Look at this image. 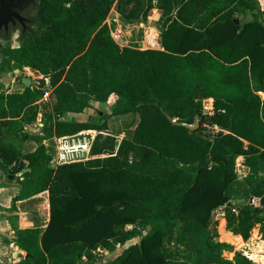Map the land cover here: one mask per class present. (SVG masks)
Instances as JSON below:
<instances>
[{"label": "trees", "instance_id": "trees-1", "mask_svg": "<svg viewBox=\"0 0 264 264\" xmlns=\"http://www.w3.org/2000/svg\"><path fill=\"white\" fill-rule=\"evenodd\" d=\"M252 1L38 0L37 30L2 57L4 65L34 70L42 88L49 79L52 90V113L45 114L51 124L30 135L26 127L36 122L43 97L36 80L8 94L0 84V168L19 169L24 193L50 195L47 229L18 232L17 264H94L96 254L119 251L111 264H185L164 247L176 232L183 247L197 250L199 264H253L240 254L225 259L233 248L213 237L214 214L224 208L227 231L248 242L260 226L264 240V22H235ZM256 1L264 13V0ZM116 2L131 27L157 2L167 17L164 51L121 48L113 40L106 21ZM201 95L214 101L212 114L203 111ZM113 98L118 114L140 116L132 138L110 132L112 115L97 123L61 120ZM168 116L198 121L199 129L175 126ZM215 127L220 131L203 135ZM88 131L97 137L87 163L58 166L47 154L46 140ZM19 135L37 149L24 154ZM240 157L251 176L263 178L249 177V189L233 193ZM251 250L250 259L264 262V244Z\"/></svg>", "mask_w": 264, "mask_h": 264}, {"label": "crops", "instance_id": "crops-1", "mask_svg": "<svg viewBox=\"0 0 264 264\" xmlns=\"http://www.w3.org/2000/svg\"><path fill=\"white\" fill-rule=\"evenodd\" d=\"M256 3L258 5L257 1H256ZM154 7L155 8L152 9L148 13L147 20H148L149 14H150V16L153 15L156 17V19H154V20L157 22V20H159V18L162 16V12H163V16L161 18V28H162L164 26V23L167 21V17L165 16L164 10H162L158 6L157 2H154ZM258 8H259V5H258ZM244 13L250 14L249 15L250 20H248V21L253 20V18L257 17L256 14H258L256 11H253V12L248 11V12L237 13L236 16L239 15V17L243 18L244 15H242V14H244ZM259 14H261L262 16L264 15V13L260 12V8H259ZM118 15L119 14L117 13V16L115 17V19H112V15L110 17H108L106 24L110 30L111 36H114V37L116 36V30L117 29L122 31L123 38L120 39V41H122V43H118V45L121 48H129L128 45H125V43L128 44L127 43V30H130L133 27L126 25L123 22V20L120 18V16H118ZM147 20L139 23V25L145 24ZM235 21H238L237 25H239L240 23L243 22V19L242 20L235 19ZM114 28H116V29H114ZM154 31L157 34L156 37H154L152 39L151 38L152 32H151V33H149L150 37H149V39L147 37L146 42H149V44L152 47H153V44L155 42V44L158 45L159 49L151 48L149 46H146V48H141V49H136V48H131V49L164 51V49L162 47V41L160 40L161 35L163 33V30L160 29V32H157V30L154 28ZM136 32H137V34H139L142 31H140V29H137ZM159 42H161L160 43L161 46L159 45ZM48 83H50L49 79L46 80L44 87H46V85ZM259 95L262 98V100L264 101V93H260ZM205 101H210L212 103L211 111H210V114H212L214 101L213 100H205ZM37 104L40 106L39 116H38L35 123L26 127V130H27L26 132L29 133L30 135H42L43 130L46 126L45 124H43L44 123L42 120V118L44 116L43 114H46V113L51 114L52 113L51 99L45 100L44 99V93H43V97L38 101ZM95 104H96V107L105 106L104 103L92 102L91 107H94ZM89 109H87L84 113H81V114H68L64 117V120H62V121L70 122V123H87V121H85L84 118H85L86 113L88 112ZM133 117L135 120V129H136V127L138 126V124L140 122L139 114L130 113V114H124L123 115L124 120H129V119L131 120V119H133ZM32 128L35 129L33 134L31 133ZM135 129H134V131H135ZM134 131H133V134H134ZM133 134L127 138H132ZM118 137H120V136H118ZM121 138H123V137H121ZM19 139L21 140V136ZM57 139H59V138H52V139L46 140L44 142L46 152L51 157L56 155V141H57ZM25 143H28V144H25ZM25 143L23 144L24 146H22V151L24 154L33 153L37 149V144L34 141H26ZM26 145H29L28 149L25 148ZM236 163H237L236 164V173L238 176V182L240 184H242L244 186V188L247 190V189H249V187L246 185V180L251 176V170L245 166V159L243 157L238 158ZM25 172H27V170ZM21 178L22 177L20 175L18 168L14 169L13 167H11L7 170H3L0 168V264H10L9 257L12 256L13 254L15 255L14 258L17 257V255L14 253L15 251L23 256L22 252L19 250V248L15 244L18 232L23 231V230H27V229H34V228L42 229V228H44L45 226L44 227L42 226L43 222L38 217V214L40 216H42L41 207L43 205H45V206L47 205L48 208L50 207V195H49V193L45 192V193H42L39 195H34V196H30V195L26 194V192L24 193L23 187L20 184ZM241 201H244V200H241ZM254 203L258 204L259 201L255 200ZM33 211L36 214H34ZM226 233L229 234L232 238H238L242 241L241 247L236 249V253H233L235 258H236L237 253H238L241 256L249 259L253 264H264V262L260 263V262H256V261L252 260L255 258V256H254V253L251 250V248L254 251H256V246H259L260 244H264L263 237L261 236V233H260V226H256L254 228V230L252 231V234H251V239L248 242H245L241 236L235 235L232 232L227 231V226H226ZM254 233L257 235H254ZM253 238L256 239L255 243H252L254 241ZM6 241H8L10 243V246H11V248H9L7 250L4 248V243ZM224 244H226V243H224ZM227 245L231 246L230 244H227ZM12 249H14L15 251H13ZM232 252H230V253H232ZM263 255H264V253H263ZM250 258H252V259H250ZM230 261H234V259H232ZM16 262H13V264H16Z\"/></svg>", "mask_w": 264, "mask_h": 264}, {"label": "rangeland", "instance_id": "rangeland-1", "mask_svg": "<svg viewBox=\"0 0 264 264\" xmlns=\"http://www.w3.org/2000/svg\"><path fill=\"white\" fill-rule=\"evenodd\" d=\"M255 4V7L252 8L250 11H256L258 14H256V16L258 17V19L262 22H264V15L262 16L261 14H259V8L256 4V1L253 0L252 1ZM261 8V7H260ZM119 9V5L118 2H116V4H114L109 17L112 15V19H115V17L117 16V13L119 14L118 16H120L121 19L122 16L120 15V13L118 12ZM248 12V11H246ZM35 15V10L32 12L31 16L32 19ZM244 15L243 18L239 17V15H237L235 17V19H239L242 20L243 19V24L246 23L248 20H250V14L249 13H244L242 14ZM162 16H163V12H162ZM162 16L159 18V20H157V22L154 20L156 19L155 16H150L148 17V20L146 21L145 24L139 25L137 24L136 26H134L133 28H131L130 30H127V43H125V45H128L129 48H136V49H141V48H146V46H149L151 48H158V45L153 44V47L149 44V42L147 41V37L149 39L150 35L149 33L152 32L151 38L153 39L154 37H156V33L154 31V28L157 30V32H160L161 28V18ZM242 18V19H241ZM115 21V20H114ZM242 24V25H243ZM160 27V28H159ZM32 30H37V26L34 24L32 25ZM116 29V28H114ZM140 29V31H142L141 33L137 34L136 30ZM20 32L14 33V35L11 37V40L9 43H6V41L2 40L1 41V46L4 49H7L8 47L11 48H17L20 45ZM162 41V39H160ZM119 43H122V41L119 40ZM148 43V44H147ZM161 42H159V45ZM36 74L35 73H27L26 71H23L22 68H20L17 65H11V66H7L4 65V63L2 62L1 56H0V84L2 87V90L5 94H8L10 92H16L18 90H22V85H21V81L22 78H27L33 81L36 80L37 82V88L42 91L44 93V87H40V83L39 81L36 79ZM105 106L102 107H96V104L94 107H90V109L88 110V112L86 113V116L84 118L85 121L87 122H93V123H97L99 122V120L104 116V115H112L111 119L109 120V128L112 134L120 136V137H130L133 134V131L135 129V120L134 117L133 119H129V120H124L123 119V114H118L117 111H119V109L116 107L117 106V99L113 98L111 99L108 103H104ZM211 105L212 103L210 101H203V111H206L207 113H209L211 111ZM43 124H51V120L50 118L47 117V115L43 114ZM61 120H64V117L61 118ZM34 128L31 129V133H34ZM203 135H210L211 131L210 130H205L202 132ZM21 135H19L18 137L20 138ZM17 139L16 144L17 145H21V143H25V142H21V140H23V138ZM30 141V140H28ZM22 144V146H24ZM28 144V143H25ZM29 145H26L25 148L28 149ZM237 164V163H236ZM251 180L253 179L254 181H259L263 178L261 173H255L254 176H250ZM245 188L243 187V185H241L240 183H235L234 185H232V191L233 193H241V192H245ZM244 204V203H243ZM242 204V205H243ZM241 207V206H240ZM237 208H239L237 206ZM42 209V216H40L38 213V217L41 219L42 226L44 228L41 229V232H44L47 229V226L50 222L51 219V209L50 207L48 208V206L43 205L41 207ZM34 214H36L33 211ZM216 214V215H215ZM214 215V222L216 223V232L213 234V237L215 238V242H219V243H226V244H230L231 247L233 248V252H225L223 257L227 260H232L234 259L235 261V257L233 253H236V249L240 248V246H237L229 241H227L226 239L230 238L231 236L229 234L226 233V220L224 218V208L219 209ZM224 222V225H223ZM223 226V227H222ZM148 233V232H146ZM144 233V236L145 234ZM179 233L180 232H176L175 236L172 238V240L167 241L164 244V247L166 250L170 251V254L173 255L175 257V259L182 261L185 264H199L201 257L199 255V253H197L196 249H187L186 247H183L180 244V240H179ZM256 233V232H255ZM254 235H257L255 234ZM232 238V237H231ZM140 239H136L130 243H128L127 247L129 245H133L136 243H139ZM197 244V242L195 240L191 241V244ZM4 248L7 250L9 248H11L10 243L8 241H6L4 243ZM13 251H15L14 249H12ZM17 257L14 258V254L12 256L9 257L10 260V264H13V262L19 263L20 260L23 258V256L21 254H19L18 252H14ZM120 251L119 252H114V253H109L106 252L104 254H96L95 255V262L94 264H111L115 258L118 257ZM238 254V253H237Z\"/></svg>", "mask_w": 264, "mask_h": 264}, {"label": "built area", "instance_id": "built-area-1", "mask_svg": "<svg viewBox=\"0 0 264 264\" xmlns=\"http://www.w3.org/2000/svg\"><path fill=\"white\" fill-rule=\"evenodd\" d=\"M112 37L118 44L119 40L123 38L122 31L117 29L116 36ZM26 72L36 74L34 70L29 68L26 69ZM51 93L50 83H48L44 87V99L49 100ZM210 131L211 135H214L220 129L215 127ZM96 137V131H88L75 136L59 138L56 141V155L52 158L58 166L87 163L92 158V150L96 142Z\"/></svg>", "mask_w": 264, "mask_h": 264}, {"label": "water", "instance_id": "water-1", "mask_svg": "<svg viewBox=\"0 0 264 264\" xmlns=\"http://www.w3.org/2000/svg\"><path fill=\"white\" fill-rule=\"evenodd\" d=\"M38 0H0V23L13 22L18 20L23 22V16L20 12H26L29 8L37 5ZM32 18V16H31ZM32 22V21H31ZM238 24V21H235ZM22 83L25 87L29 88L33 85L32 80L27 78H22ZM199 101H205L203 95L200 96ZM170 122L174 123L175 126L185 128L191 132H195L199 129V122L196 121L194 124L189 125L186 123H180L175 121L172 117L168 116ZM29 170H27L28 172ZM244 201H238L237 206H242ZM216 215V214H215ZM214 215V216H215ZM151 231V228H149ZM148 233L145 234L147 236Z\"/></svg>", "mask_w": 264, "mask_h": 264}, {"label": "flooded vegetation", "instance_id": "flooded-vegetation-1", "mask_svg": "<svg viewBox=\"0 0 264 264\" xmlns=\"http://www.w3.org/2000/svg\"><path fill=\"white\" fill-rule=\"evenodd\" d=\"M33 11H34V7H31L26 12H20L21 15L23 16V22H19L18 20H15L14 23L8 21L6 23H0V44L2 40L6 41V43H9L14 33L20 32L19 40H21V38L24 35H26L28 32H31L32 31L31 27L32 25H34V20L31 18V14ZM0 56L2 59L3 48L1 45H0Z\"/></svg>", "mask_w": 264, "mask_h": 264}, {"label": "bare ground", "instance_id": "bare-ground-1", "mask_svg": "<svg viewBox=\"0 0 264 264\" xmlns=\"http://www.w3.org/2000/svg\"><path fill=\"white\" fill-rule=\"evenodd\" d=\"M255 239V238H254Z\"/></svg>", "mask_w": 264, "mask_h": 264}]
</instances>
